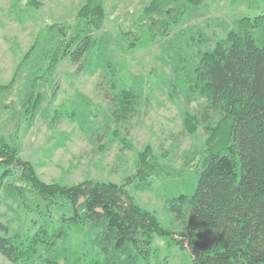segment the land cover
<instances>
[{
  "label": "trees",
  "instance_id": "obj_1",
  "mask_svg": "<svg viewBox=\"0 0 264 264\" xmlns=\"http://www.w3.org/2000/svg\"><path fill=\"white\" fill-rule=\"evenodd\" d=\"M205 1L153 0L115 45L124 53L133 52L144 38L169 36L191 8ZM29 4L38 7L34 0ZM106 21L105 0H88L75 22L43 27L11 82L0 85V120L7 116L8 124L15 126L8 135L0 133V186L24 211L44 220L25 236L0 234L1 254L13 264H36L48 251L55 253L48 264H61L58 240L70 232L88 231L95 234L98 248L90 264H120L122 258L127 264H150L161 238L188 251L193 264H264V16L244 18L238 30L183 69L188 93L205 99L220 119L208 130L209 155L197 163L195 181L171 201L172 212L187 215L180 240L155 213L137 203L126 185L94 180L48 184L21 157L22 125L42 112L41 85L50 89L51 101L56 98V73L66 59L80 65L79 72L112 71L115 41L108 33L95 35L104 31ZM135 97L130 90L120 92L119 106L126 116L135 111ZM76 100L78 109L68 118L84 127L93 105L82 95ZM63 118L66 112L60 109L51 122ZM150 152L140 154V166L148 165ZM51 220H56L53 225Z\"/></svg>",
  "mask_w": 264,
  "mask_h": 264
},
{
  "label": "rangeland",
  "instance_id": "obj_2",
  "mask_svg": "<svg viewBox=\"0 0 264 264\" xmlns=\"http://www.w3.org/2000/svg\"><path fill=\"white\" fill-rule=\"evenodd\" d=\"M34 1L38 7L30 5L29 0H0V85L11 82L40 29L75 22L88 2ZM152 1L105 0V29L95 35L108 33L115 41L111 46L115 53L112 71L100 68L93 74L79 72L80 65L66 59L56 73V98L51 101L50 89L41 85L45 96L42 112L22 125L21 157L30 161L48 184L71 186L94 180L126 185L137 203L155 213L180 240L187 215L185 211L181 215L172 212L171 201L195 181L197 163L209 155L208 130L220 119L205 99L188 93L183 69L190 66L189 62L197 63L201 53L212 51L230 31L238 30L244 18L264 16V0H206L191 8L182 22L171 28L169 36L154 41L144 38L135 51H120L116 39L120 33L132 31ZM89 59L94 61L93 56ZM123 89L136 94L135 111L127 116L118 100ZM77 95L93 105L84 127L68 118L78 109ZM60 109L66 112V118L52 124L51 118ZM6 117L0 120V133L4 135L15 127ZM192 127L193 131L189 130ZM147 149L151 150L148 165L140 166L139 156ZM142 179L146 181H139ZM55 221L49 222L53 225ZM41 224L42 218L24 211L0 186L1 235L25 236ZM95 238L88 231L68 233L58 240L59 263L90 264L98 249ZM152 251L150 264H193L189 252L174 246L168 238L158 239ZM54 255L43 251L36 264H48ZM124 259L122 264H127ZM0 264L13 263L0 252Z\"/></svg>",
  "mask_w": 264,
  "mask_h": 264
}]
</instances>
